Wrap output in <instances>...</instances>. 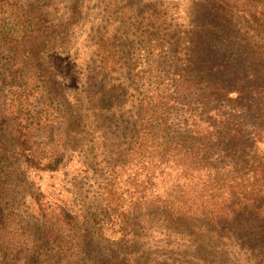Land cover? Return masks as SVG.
Instances as JSON below:
<instances>
[{
  "label": "trees",
  "instance_id": "1",
  "mask_svg": "<svg viewBox=\"0 0 264 264\" xmlns=\"http://www.w3.org/2000/svg\"><path fill=\"white\" fill-rule=\"evenodd\" d=\"M24 4L0 0V68L4 58L39 70L35 76L42 80L51 68L58 72L61 31L50 16ZM255 19L264 27V14ZM178 26L182 48L160 57L148 79L116 80L109 91L103 84L102 96L92 87L75 100L80 112L74 121L84 128L87 143L77 160L67 163L66 153L47 162L38 158L35 135L47 119L32 101L35 95L16 89L6 99L8 114L0 118V130L8 131L30 169L62 178L73 172L71 185L91 172L100 178L88 213H80L83 207L69 195L63 201L52 193L58 203L40 195L44 238L23 241L21 248L7 238L6 260L33 252L43 257L53 247L81 259L85 250L78 226L85 225L111 241L116 253L129 249L135 264L170 242L194 243L195 264H264V79L236 81L218 73L204 60L211 35L195 30L194 38L190 27ZM151 33L150 43L167 38L155 29ZM111 50L119 61L128 58L126 49L112 45ZM105 64L102 71L111 80ZM260 71L264 74V68ZM108 138L114 139L109 150ZM28 233L23 227L20 235ZM116 253L107 264L119 258Z\"/></svg>",
  "mask_w": 264,
  "mask_h": 264
},
{
  "label": "rangeland",
  "instance_id": "2",
  "mask_svg": "<svg viewBox=\"0 0 264 264\" xmlns=\"http://www.w3.org/2000/svg\"><path fill=\"white\" fill-rule=\"evenodd\" d=\"M21 1L32 9H40L60 28L56 45L59 67L58 72L53 68L46 71L41 80L39 75L35 76L36 72L41 73L39 70L24 68L17 63L10 65L2 58L0 118L8 114L5 112L6 99L16 89L23 91L28 88L35 95L32 101L40 115L47 119L44 127L36 132L34 140L38 158L44 162L66 153L68 163L77 160L87 150L85 130L74 121L75 113L80 112L75 100L82 99L92 87H97L94 90L97 89L102 96L105 93L101 92L103 84L109 91L116 80L141 82V78L144 81L148 79L146 75L156 68L160 57H167L182 48L179 41L183 33L178 25L190 27L194 38L195 30L200 36L201 32L211 35L204 60L209 61V65L212 63L218 73L224 72L228 79L236 81L264 79V74H258L264 68V27L255 19L264 14V6L259 0ZM151 29L167 38L161 36V43L155 39L150 43ZM168 31H171L170 36H167ZM103 38L111 42H104ZM112 45L119 51L127 50L128 58L124 62L119 61L118 54L111 50ZM151 45L159 47L155 51ZM189 55L194 56L192 52ZM103 61L108 69L105 73L113 72L109 73L111 80L104 76ZM133 65L140 69L138 74H135L138 69L130 68ZM257 67L259 70H256ZM159 70L162 73L163 69ZM138 91L141 92V89ZM132 95L130 92L129 96ZM108 140L109 150L114 145V139ZM89 141L93 139L89 138ZM34 171L23 162L8 131L0 130V264H107L108 256L117 252L115 245L102 239L93 226L86 228L85 225L78 226L85 250L81 259L76 255L65 256L54 247L43 257L33 252L23 255L18 261L5 259L7 250L2 245L7 238L17 248L23 246V241L36 242L44 238L45 220L37 201L40 195L53 203L58 201L52 193L63 197V201L69 195L76 205L85 208L80 213L89 212L96 189L94 185L100 182L95 172L80 176L77 183L71 185L74 179L72 171V175L68 173L65 178ZM96 218L99 219L98 215ZM23 227L29 232L28 237L20 235ZM157 247L160 249L143 254L141 264H195L194 243L176 245L170 242ZM157 251L161 253L157 254ZM152 253L154 255L151 256ZM116 255L119 258L112 257L110 264H135L131 263L133 258L129 249Z\"/></svg>",
  "mask_w": 264,
  "mask_h": 264
}]
</instances>
